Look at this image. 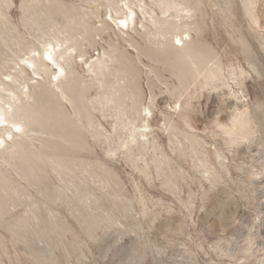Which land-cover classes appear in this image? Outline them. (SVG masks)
I'll return each mask as SVG.
<instances>
[{
  "label": "rangeland",
  "instance_id": "374dc122",
  "mask_svg": "<svg viewBox=\"0 0 264 264\" xmlns=\"http://www.w3.org/2000/svg\"><path fill=\"white\" fill-rule=\"evenodd\" d=\"M172 1L0 0V88L29 82L64 112L0 157V264H264V0H183L195 75L149 17ZM60 39L77 43L69 100L18 75ZM112 55L105 101L89 69Z\"/></svg>",
  "mask_w": 264,
  "mask_h": 264
},
{
  "label": "bare ground",
  "instance_id": "6f19581e",
  "mask_svg": "<svg viewBox=\"0 0 264 264\" xmlns=\"http://www.w3.org/2000/svg\"><path fill=\"white\" fill-rule=\"evenodd\" d=\"M127 6L130 9L129 15H127L126 19L121 18L120 21L125 27L129 28L130 25H135L136 23V11L130 7L129 4ZM170 10H174V14H171ZM184 12L186 13L185 15L183 14ZM189 12H191V8L187 4L185 5L183 0H173L167 3L166 9L162 12V18H155V14L153 15L152 12L149 14V17L153 23L164 26L163 30L158 33L164 38L162 42H159L160 45H166L174 57L189 66L190 71H192L191 74L195 75L201 74L206 70L203 63L208 61L202 49L191 46L183 37L185 33H189L188 29H190L191 23L186 20L192 17ZM61 41V39L56 41V44L51 40L45 42L43 44V51L39 50L36 54L34 53L31 57L24 60L25 64L20 66L18 75L23 72L26 73L28 70H31L32 73L37 76H41L42 72H44L48 75L46 83L52 87L53 91L56 93L59 92V97L69 100L68 91L77 87L81 82L79 77H69L67 69L64 64L61 63L60 58H64L66 61L70 59L72 57L71 50L77 43H69V39ZM178 44L180 46H178ZM33 52L36 51L34 50ZM108 58L99 59L96 63H93V66L89 69V71L91 70L96 73L99 87L103 89L100 97L105 101H110L111 95H113V93L107 91V88L114 87L115 84L106 79V70L110 68L109 61L113 62L117 60L113 55L111 58L110 56ZM118 61H120V59H118ZM123 73L125 77L130 78L129 83H124L123 85L118 84V89L132 92L133 89L139 86L133 69L128 66V69L123 71ZM18 75H8L7 77L11 78L10 80L12 81L13 78L16 80L15 77ZM1 84H3V86L0 88V157L13 150H29L30 148L28 149L26 147L28 141L26 137L23 138L24 135H27V132L30 133L35 131L34 129H29V127L34 124L46 125L51 120H57L64 114V112L61 111L62 109L56 108L55 104L49 101L43 104L42 108L39 109V107L36 106V102L37 98H40L42 95H34L31 92L29 82H25L24 85H22L23 88L19 92L15 91V89H9V84L5 80H2ZM37 85H39L38 80L33 86L36 87ZM18 88L19 87H17V89ZM6 91L11 92V95L8 96L9 98L6 97L8 98L7 100L2 93ZM79 96H81V93ZM149 111L151 112V109ZM143 122L145 123V121ZM149 127L150 124L147 123L145 128L147 129ZM146 129L140 132L143 136L147 135L145 132ZM27 136L29 137V135ZM65 141H67V139Z\"/></svg>",
  "mask_w": 264,
  "mask_h": 264
}]
</instances>
